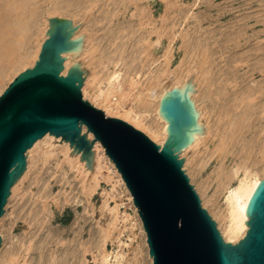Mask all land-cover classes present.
I'll return each instance as SVG.
<instances>
[{
  "label": "bare ground",
  "instance_id": "6f19581e",
  "mask_svg": "<svg viewBox=\"0 0 264 264\" xmlns=\"http://www.w3.org/2000/svg\"><path fill=\"white\" fill-rule=\"evenodd\" d=\"M40 2L39 0L35 4H30L27 3V0H0V95L14 80L15 76L35 65L42 46L49 37L47 32L50 29L51 18H65L71 20L73 26L79 25L76 32L70 37V41L86 34L82 38L84 49L81 52H63L62 56L68 57L64 59L63 75H67L72 65L77 61L83 63L84 66H94V69H96L95 60L97 59V52L102 51V42L110 39V35L113 32H116L114 36L116 37V42H118L119 38L121 40V32L119 31L124 30L123 28L119 29L121 26L117 27L118 30L116 31H113V28L109 31V28H107L108 31L105 30L103 33L98 34L95 40L88 32L85 33V29L76 20L78 15L76 12H78L77 8L79 5L75 3V0L55 1L49 4L46 9L42 8ZM80 6L84 5L81 4ZM172 6V4H165L164 14L161 15L160 19L161 26L159 27L157 25L158 20L152 19V15H148L149 18H147L146 13L148 11L137 5L135 9L143 16L141 18H146V20L143 23L140 22V28L134 29L133 32L145 29L146 25H151L152 27L145 31L149 36L156 34L160 40L164 35L168 36L170 41L173 38L172 34H170L171 31L168 30L170 29L169 24L173 14V11H171ZM79 10H82V8ZM46 14L51 16L43 20ZM255 24L257 26L260 24V31L250 35V27L253 26V29H255ZM238 27H240V32L246 31L249 34L246 37H242V39L240 38V40L241 43L244 40L243 44L250 48H245L238 54L233 53L234 58L237 59L239 55L238 58H241L242 62H246V67L243 71L234 69L235 71L232 72L222 69L220 57L222 53H225L224 49L220 50L221 54L218 57L216 56L218 51L215 45L213 47L210 44L208 37L199 40L193 38L194 40H192L191 34L189 35L188 33L182 37L183 46H185L184 53L187 55L185 57L188 62L189 60L194 61V66L171 70L168 67L170 64V60H168L167 66L164 65L151 78L149 87L141 88H138L136 80L130 81L120 78L116 75V71L110 74L108 86L103 87L102 77L94 70L84 79L82 86L84 97L92 96V104L104 110L107 116L113 117L112 115H116L120 116V119L123 118L127 122L130 121V124L132 123L139 130L147 131L152 139L163 145L170 136L167 130L170 122L163 119L159 114L161 100L166 92H172L174 88L182 86L191 80V84H194L196 91L190 95L189 100H194L196 111L200 110L197 122L203 123L204 128L207 127V130L204 134L196 136L185 149L179 152V155L180 158H185L183 168L185 167L186 170H184L189 173L193 183L194 176L203 175L206 166L210 163H215L212 180L203 181L202 185L199 186L194 183V186L202 196L203 206L210 210L214 218L225 222V228L222 230L223 237L232 243L239 242L246 236L249 229V225L246 224L249 219L246 214V208L257 185L264 179V19H258L254 23L248 20ZM42 35H44L43 40ZM101 37L103 40H99ZM254 37H263V39L260 44L254 45ZM111 38L114 42L113 36ZM144 39L146 40V38ZM120 43L121 41H119V46H121ZM34 44H36L35 47ZM227 44L229 45L228 42ZM26 58L31 59L29 65H25ZM234 58L233 60H236ZM101 60L102 56L99 62ZM104 62L106 60L103 59L101 64H105ZM15 69H18L16 70L18 71L17 74L9 83L1 86L3 77L9 76L10 72ZM254 74H258L260 78H252ZM90 87H92V93L89 92ZM82 134H86L90 140L94 138V135L88 131L85 125L82 127ZM54 137L56 136L47 133L30 148L27 152L28 155L32 154L33 158H37V154H39L43 162L55 157L57 148L53 141ZM56 138H60L64 143L61 147V152L65 157L64 161H67L71 167L77 168L83 174L84 187L88 192L91 193L97 190L102 168L106 167L119 177V182L130 196L137 214L138 223L144 234L148 257L151 264H153V258L150 256V248L147 242V234L138 207L135 205L134 196L115 163L108 156L104 146L99 141L93 145L92 151H96L92 171L88 166H85L87 160L81 161L83 151L78 152L79 150L77 149L73 154L75 157L70 156L71 150L73 152L75 147L71 146L70 142L60 136ZM44 145L47 146L43 147ZM28 168L29 165H27V169L21 178L25 176ZM213 184L215 189L213 194H210L208 190ZM223 194L227 200V214L222 211L217 213L215 211L217 207L215 210L210 207L211 199L212 202L214 201L210 197H215L217 202L218 197ZM113 210L118 211V206L113 208ZM38 216L39 213H34V218ZM119 256H121L120 253L113 256L112 252H108L104 248L100 264H120ZM113 257L115 260H113ZM12 262H14V258H12Z\"/></svg>",
  "mask_w": 264,
  "mask_h": 264
},
{
  "label": "rangeland",
  "instance_id": "374dc122",
  "mask_svg": "<svg viewBox=\"0 0 264 264\" xmlns=\"http://www.w3.org/2000/svg\"><path fill=\"white\" fill-rule=\"evenodd\" d=\"M38 1L27 0V3L35 4ZM40 1L42 8L46 9L49 4L61 0ZM75 3L79 5L76 20L85 29V33L88 32L94 40L98 34L108 31L107 28L109 31L112 28L116 31L119 26H121L119 29H124L119 31L121 40L119 38L118 42L114 37L116 32L110 35V39L102 42V53L98 51L95 60L96 69L94 66L85 65L90 72L95 70L102 77L103 87L108 86L110 74L114 71L120 78L136 80L138 88H141L149 87L151 78L164 65L167 66L168 60H170L168 67L171 70L194 66V61L188 62L184 53L182 37L188 33L191 34L192 40L208 37L210 44L213 47L215 45L218 57L221 54L220 50L224 49L225 53L220 57L222 69L232 72L237 69L243 71L246 62H242V59L238 58L239 55L237 59L233 55L250 48L243 44L244 40L241 43L240 38L258 33L261 23L258 26L255 24V29L251 26L249 34L246 31L240 32L238 26L248 20L254 23L258 19H264V0H75ZM81 4L84 6H80ZM136 4L148 11L147 18L148 15H152V19L158 20L159 27L165 4H172L173 14L168 30L171 31L173 38L169 41L168 36L163 35L160 40L156 34L149 36L145 31L149 30L151 25L133 32L134 29L140 28V22L146 20L142 19L143 16L135 9ZM80 8L82 10H79ZM50 16L44 15L43 20ZM262 39L263 37H254V45L260 44ZM99 40H103L102 37ZM101 56V61L106 60L103 65L101 61L99 62ZM30 60L26 58L25 65H29ZM16 70L18 69L3 77L1 86L10 82L18 72ZM255 77L260 78L258 74L252 76ZM89 92L92 93V87ZM84 99L91 102L92 96L88 95ZM146 134L152 139L148 132ZM53 141L57 154L47 162H43L39 154L37 158H33L32 154L27 153L29 165L27 173L15 184V188L13 187L5 214L0 219L2 237L0 264H11L12 258H14L12 264H100L104 248L112 252L113 256L120 253V264H151L137 214L128 192L119 182V177L106 167L102 168L97 190L88 192L84 187L83 174L64 161L65 157L61 152L64 143L56 137ZM214 169L215 163L208 164L203 175L194 176V183L199 186L203 181H211ZM187 174L189 175L188 172ZM189 177L191 178L190 175ZM214 189L213 184L208 193L213 194ZM211 198L214 199L213 202ZM210 199L211 209L215 210L217 207L215 210L217 213L222 211L227 214V200L224 194L218 197L217 202L215 197ZM116 206L118 211L113 210ZM36 212L39 216L34 218ZM214 220L223 235L225 222L216 218Z\"/></svg>",
  "mask_w": 264,
  "mask_h": 264
},
{
  "label": "water",
  "instance_id": "95a60500",
  "mask_svg": "<svg viewBox=\"0 0 264 264\" xmlns=\"http://www.w3.org/2000/svg\"><path fill=\"white\" fill-rule=\"evenodd\" d=\"M79 25L51 18L50 29L35 65L18 74L0 95V219L12 188L27 169V152L47 133L83 151L81 161L93 171L99 141L134 196L144 224L153 264H264V179L246 208L249 229L237 243L224 239L200 194L183 168L179 152L206 132L190 95L191 80L166 92L159 114L169 121V138L157 144L129 122L107 116L84 99L90 74L77 61L63 75L65 51L84 49L82 38L70 41ZM94 135L90 140L82 127ZM77 155V154H76ZM2 237L0 236V248Z\"/></svg>",
  "mask_w": 264,
  "mask_h": 264
}]
</instances>
